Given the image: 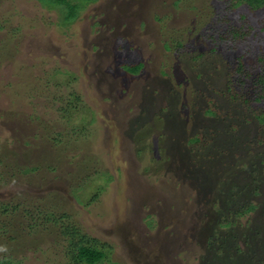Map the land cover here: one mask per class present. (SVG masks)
Here are the masks:
<instances>
[{"label":"rangeland","instance_id":"374dc122","mask_svg":"<svg viewBox=\"0 0 264 264\" xmlns=\"http://www.w3.org/2000/svg\"><path fill=\"white\" fill-rule=\"evenodd\" d=\"M235 2L98 0L61 27L37 0H0V205L68 217L105 247L102 264H224L209 247L214 194L187 174L185 149L212 122L206 97L235 119L232 97L247 90L236 81L248 88L264 69V6ZM42 212L29 233L30 217L0 210V257L66 264L68 243ZM254 224L264 217L239 219L226 247L259 241Z\"/></svg>","mask_w":264,"mask_h":264},{"label":"trees","instance_id":"16d2710c","mask_svg":"<svg viewBox=\"0 0 264 264\" xmlns=\"http://www.w3.org/2000/svg\"><path fill=\"white\" fill-rule=\"evenodd\" d=\"M37 1L48 11L54 12L57 23H59L61 27H64L72 25L90 3L93 4L98 0ZM241 3H246L252 9H259L264 6V0H236L235 5ZM179 45H181L180 42ZM262 61H264V58H262ZM125 67L131 71V73H137L141 70L143 64L138 63L132 65V67ZM236 83L237 85L239 83L243 86V90H252L251 98L256 101L255 103L264 102V69L258 75L253 76L248 88H244L245 84L242 80L236 81ZM230 84L231 81H229L226 86V88H229L228 90L231 89ZM212 88L215 90L214 87ZM247 90H245L242 95H233V102H235V100L239 102L240 107L236 108L237 116L234 114L235 119L231 118L232 120L228 121L226 119V114H228L226 112L227 109L218 105L214 98L206 97L207 93H205L204 90L198 89L200 98L202 95V97H206L207 100L206 106L202 108L201 113L203 116H208L209 119H212V122L203 130L204 136L196 133L187 138L186 143L188 148L185 149V151H187L185 154L187 156L189 153V158L194 165L193 169L190 170L191 172L187 174H191V177L193 176V178L197 179L202 184H207L209 186V193L214 194L211 206L218 215V218L214 226H212L209 247L214 246L212 248L214 254L212 255V261L215 260V263L226 261V264H238L240 259H244L243 262H245V264H264V227H259L257 224L248 226L250 231L254 233L252 234L256 235L259 241L254 245L252 243L249 245L247 244L246 248L237 247L235 249L237 255L233 253L230 248L226 247L227 239H232L233 241V236L231 237L230 234L237 225L239 219L254 213L264 217V151H257L255 153L253 150L257 145L264 144V134H260V131L264 127V110L248 112V108L252 107V102L250 97H246L248 94ZM75 97V100L80 98L76 95ZM71 102H73V100L68 103L70 104ZM198 103L199 102H194V104H192L196 107ZM69 104L67 105L69 106ZM241 107L247 110L245 111V115L244 111L240 110ZM77 111V108H75V116H77ZM217 119H223L221 124L224 122L226 126L221 129L222 126L219 127L220 125L215 122ZM251 127L255 129L251 130ZM78 130H86V124L82 122ZM251 131H254L255 134L251 135ZM243 154H245V156ZM252 154H254V156H252ZM240 155H243L245 158H240ZM101 186L97 187L96 194H92L90 200H98V197L104 190ZM0 210L4 215L10 212L17 215V213L22 212L23 219L31 218L33 222L27 221L29 233H33L36 231L35 229H37L35 225L39 217H34L35 210L40 213L39 215H41L43 211H39L37 208L33 209L31 205L26 202L15 203L14 201L13 203H2L0 205ZM42 213L44 216V223L47 224L49 222L55 224L56 228H58V231L63 236V239L68 243V250H66L65 253L67 257L66 264L104 263L107 258L105 247L100 246L96 239L90 238L80 226L74 224L73 220L68 217H66L67 219L65 220L64 217L61 216L58 221L55 220L56 218L52 215V212L44 211ZM31 214L32 216H30ZM1 221L2 220H0V222ZM1 223H3V221ZM218 238L224 241L222 246L221 244L218 246L215 245L218 244ZM260 245L263 247H260ZM223 251L224 255L222 254ZM20 262L21 260L12 256L11 253L0 257V264H17ZM110 264L118 263L112 262Z\"/></svg>","mask_w":264,"mask_h":264}]
</instances>
